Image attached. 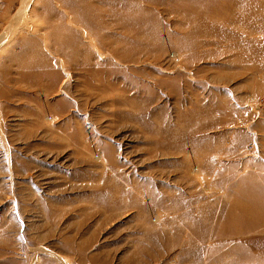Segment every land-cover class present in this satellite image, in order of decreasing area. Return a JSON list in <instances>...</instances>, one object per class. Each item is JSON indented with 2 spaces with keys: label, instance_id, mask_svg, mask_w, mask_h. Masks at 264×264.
I'll use <instances>...</instances> for the list:
<instances>
[{
  "label": "rangeland",
  "instance_id": "rangeland-1",
  "mask_svg": "<svg viewBox=\"0 0 264 264\" xmlns=\"http://www.w3.org/2000/svg\"><path fill=\"white\" fill-rule=\"evenodd\" d=\"M259 69L264 0H0V264H264Z\"/></svg>",
  "mask_w": 264,
  "mask_h": 264
},
{
  "label": "crops",
  "instance_id": "crops-1",
  "mask_svg": "<svg viewBox=\"0 0 264 264\" xmlns=\"http://www.w3.org/2000/svg\"><path fill=\"white\" fill-rule=\"evenodd\" d=\"M224 101V114H221L219 108L215 107L213 109L212 107V141L216 143L217 141H227L231 138L234 145L232 149L226 148V151L222 153L220 152V154L216 150L214 153L212 152L214 154V156L212 155V162L214 160L212 168H214L215 173H227L229 172V169L233 172L240 171V167L243 165H248V167L258 166L260 163L264 165V159L260 160V162L254 158H249L247 160L242 159L240 161L238 157L239 154L236 153V151L242 143L239 135H242L243 130L227 129H231L237 124L246 125L252 123L253 128L255 129L252 133H256V135L246 133L247 136L251 139L255 136L260 141L264 142V69H259L255 78L251 80L248 79L239 85L231 86L225 90ZM213 128L215 131L214 133ZM221 158L225 161V164L223 163L222 171L218 168V163H222ZM229 158L231 160H228ZM247 173L248 175L243 176L242 180L250 177V171Z\"/></svg>",
  "mask_w": 264,
  "mask_h": 264
},
{
  "label": "bare ground",
  "instance_id": "bare-ground-1",
  "mask_svg": "<svg viewBox=\"0 0 264 264\" xmlns=\"http://www.w3.org/2000/svg\"><path fill=\"white\" fill-rule=\"evenodd\" d=\"M262 218H263V216H262ZM260 219H261V217H260ZM246 222V221H245ZM259 226V225H258Z\"/></svg>",
  "mask_w": 264,
  "mask_h": 264
}]
</instances>
